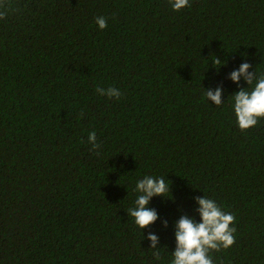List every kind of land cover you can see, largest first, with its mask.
I'll return each instance as SVG.
<instances>
[{
  "label": "trees",
  "instance_id": "trees-1",
  "mask_svg": "<svg viewBox=\"0 0 264 264\" xmlns=\"http://www.w3.org/2000/svg\"><path fill=\"white\" fill-rule=\"evenodd\" d=\"M9 2L0 264H169L175 222H199L194 197L203 195L236 218L235 243L211 252L214 264H264V119L239 129L235 92L255 82L229 79L244 62L264 74V0H189L178 12L169 0ZM216 58L226 62L219 70ZM218 86L216 106L205 90ZM93 131L99 155L87 142ZM144 176L171 183L174 200L152 197L158 218L141 230L127 210Z\"/></svg>",
  "mask_w": 264,
  "mask_h": 264
},
{
  "label": "clouds",
  "instance_id": "clouds-1",
  "mask_svg": "<svg viewBox=\"0 0 264 264\" xmlns=\"http://www.w3.org/2000/svg\"><path fill=\"white\" fill-rule=\"evenodd\" d=\"M174 11H180L185 7H190L189 0H169ZM0 19L7 16L11 11L9 0H0ZM99 29L107 28V20L103 16L95 18ZM226 62L216 58L212 65L219 70ZM247 62L241 63L239 68L229 74V79L239 85L241 78L247 82L248 86L253 85L251 91L246 88H240L234 95V113L236 122L241 131H246L250 127L257 125L258 121L264 119V74L257 76L256 71L250 72L251 68ZM205 90V89H204ZM223 88L218 86L214 91L205 90L208 100L221 105ZM96 92L100 95H106L109 98L119 99L122 93L115 87L107 89L97 87ZM84 113L81 112V116ZM96 154L99 155L100 143L97 142L95 132L88 134V141ZM171 184V183H170ZM166 183L163 177L144 176L136 182L134 191L139 193L133 208L127 210L128 216L134 218V223L141 230L150 227L158 218L157 211L149 207L152 197L159 196L165 199H173L171 187ZM171 192V198L165 194ZM198 207L195 209L199 213L200 221L188 215H181L175 222V250L171 252L172 259L169 264H214L210 255L211 252L226 250L235 243L236 228L235 216L232 213L225 212L216 203L215 200L203 195L194 197ZM167 227V221H163ZM143 233V231H142ZM144 235V234H143ZM147 239L151 241L149 249L154 261H161L160 247H157L159 237L149 232Z\"/></svg>",
  "mask_w": 264,
  "mask_h": 264
}]
</instances>
